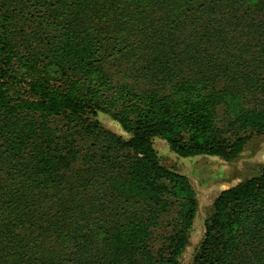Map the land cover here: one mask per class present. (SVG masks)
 I'll return each mask as SVG.
<instances>
[{
  "label": "trees",
  "instance_id": "16d2710c",
  "mask_svg": "<svg viewBox=\"0 0 264 264\" xmlns=\"http://www.w3.org/2000/svg\"><path fill=\"white\" fill-rule=\"evenodd\" d=\"M263 134L264 0H0V264H182L199 201L155 138L231 160ZM191 264H264V166Z\"/></svg>",
  "mask_w": 264,
  "mask_h": 264
},
{
  "label": "rangeland",
  "instance_id": "374dc122",
  "mask_svg": "<svg viewBox=\"0 0 264 264\" xmlns=\"http://www.w3.org/2000/svg\"><path fill=\"white\" fill-rule=\"evenodd\" d=\"M108 129L129 138L130 134L109 114L101 112L97 117ZM154 145L159 152L161 162L176 171L185 174L191 180L199 201L197 217L190 230L189 244L183 254L182 264H191L197 248L206 231V219L211 214L218 195L226 188L257 174L264 166V134L254 136L248 141L243 151L234 159L220 156L198 155L183 157L176 153L163 138L157 137ZM177 211V208L173 206ZM173 210L165 217L174 216ZM158 248L161 243L156 241Z\"/></svg>",
  "mask_w": 264,
  "mask_h": 264
}]
</instances>
